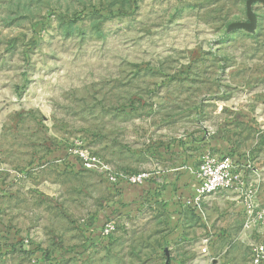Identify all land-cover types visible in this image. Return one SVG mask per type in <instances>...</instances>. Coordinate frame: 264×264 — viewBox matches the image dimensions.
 Listing matches in <instances>:
<instances>
[{
  "label": "rangeland",
  "instance_id": "1",
  "mask_svg": "<svg viewBox=\"0 0 264 264\" xmlns=\"http://www.w3.org/2000/svg\"><path fill=\"white\" fill-rule=\"evenodd\" d=\"M205 155L264 205L263 0H0V264H170L179 224L183 264H251L186 210Z\"/></svg>",
  "mask_w": 264,
  "mask_h": 264
},
{
  "label": "crops",
  "instance_id": "2",
  "mask_svg": "<svg viewBox=\"0 0 264 264\" xmlns=\"http://www.w3.org/2000/svg\"><path fill=\"white\" fill-rule=\"evenodd\" d=\"M199 165V164H198ZM236 165V164H235ZM246 165V166H245ZM198 167V166H197ZM196 168H192L191 174H190V181H189V187L187 189V200L188 201V206H186V210H190V211H194L196 210L194 207V199L196 197V188H197V184L195 183V172H196ZM251 169L250 166H247V164H244V167L241 168V170L236 171L235 174L238 176V178L234 181L232 188L230 190H228V194L224 195L223 197H214L213 199L216 200H212L213 205H212V209L209 208V210L207 211V205L209 204V200L212 199H207L205 198L202 201V204L200 206V208L204 209L205 213L208 215L209 217V221L212 227L208 226L207 230H206V234L207 236L205 237L206 239H209V242L212 243L213 246H215L214 244L217 243V239L219 237V235L222 236H227V235H231V236H236V234H239L238 231L240 232L239 234V239L238 241L243 243V244H247L251 247L255 242H260V241H264V229L258 230L257 232H255L252 235L251 239H246L243 236V224H244V219H245V210H246V202L248 199L253 198L256 203L264 208V205H260L259 204V198H258V182H256L255 180H247L246 179V175L248 174L249 170ZM253 170V169H252ZM242 192H245V196H242ZM232 196H229V195ZM226 202L229 206L228 209H226V211L223 212V220H221L222 222V227L219 225H213V220H212V214L213 211L215 209L214 205L215 203H220V202ZM189 207V208H188ZM175 209L178 210L177 214H175L176 219H180L182 216L181 213V208L178 206H175ZM199 210V209H198ZM200 211V210H199ZM195 214V213H194ZM238 219V222H235V220ZM230 222V226L231 227H237V232L234 231L232 232V228H230L229 226H226L224 228V224H228ZM220 222V223H221ZM183 229L180 226V224L178 225V227L174 228L171 237H169V240L175 241L176 244H168V247L171 248H166L167 249H171V251H173V254L178 253L179 257H175V259L170 260V264H183V260L184 256L183 253V248L182 245H184V241H183ZM236 232V233H235ZM232 233V234H230ZM231 243V239L227 236L226 237V244L229 246ZM238 245V244H236ZM211 258H214V256H211ZM188 259V258H186Z\"/></svg>",
  "mask_w": 264,
  "mask_h": 264
},
{
  "label": "built area",
  "instance_id": "3",
  "mask_svg": "<svg viewBox=\"0 0 264 264\" xmlns=\"http://www.w3.org/2000/svg\"><path fill=\"white\" fill-rule=\"evenodd\" d=\"M86 165L89 169L95 168L96 160L90 158ZM233 168V159L230 157L217 158L212 155H205L195 172L197 188L194 207H200L202 201L213 194L230 190L234 181L238 178ZM147 178V174H139L129 177V180L133 184H143ZM112 227L111 224H108L105 232L109 233ZM261 229H264V208L260 207L253 198L248 199L243 224V236L246 239H251L252 235ZM205 243H209V239H206ZM250 251L251 264H264V241L255 242L250 247ZM203 252H206V250L203 249Z\"/></svg>",
  "mask_w": 264,
  "mask_h": 264
},
{
  "label": "water",
  "instance_id": "4",
  "mask_svg": "<svg viewBox=\"0 0 264 264\" xmlns=\"http://www.w3.org/2000/svg\"><path fill=\"white\" fill-rule=\"evenodd\" d=\"M264 1V0H263Z\"/></svg>",
  "mask_w": 264,
  "mask_h": 264
}]
</instances>
